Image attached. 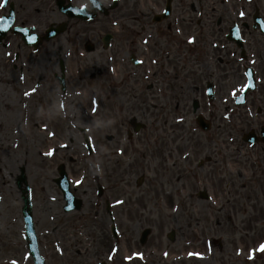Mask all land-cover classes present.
Wrapping results in <instances>:
<instances>
[{"label": "rangeland", "instance_id": "obj_1", "mask_svg": "<svg viewBox=\"0 0 264 264\" xmlns=\"http://www.w3.org/2000/svg\"><path fill=\"white\" fill-rule=\"evenodd\" d=\"M242 4L233 15L238 10L243 12ZM119 12L115 10L108 19L116 20ZM105 20L97 21L96 43L106 31ZM14 45L13 42L11 48H0V264H32L24 240L21 194L15 185L20 168L24 169L30 188L34 226L46 264H98L101 260L107 264H191L185 254L193 249L200 251L198 262L193 261L198 264H232L237 255L231 242L242 251L254 249L253 245L263 240L264 194L254 189L253 183L233 180L226 172L232 168L226 167L222 178L217 170L220 158L214 136L205 140L199 137L196 143L179 147L178 139L173 141L177 131L184 136L194 127L192 116L182 127L172 125L180 115L169 116L167 99L154 97L151 101L145 92V96H138L137 90L132 97L128 92L121 100L117 97L109 102L112 97L104 89L108 55L97 52L90 64L98 67L81 71L88 83L86 92L81 75L68 71L71 84L82 95H76L74 100L66 96L65 108L71 117L67 120L60 113V92L50 76V71H56V40L43 45L45 49L37 60L28 55V65L38 67L35 75L27 70H12L11 59L18 52ZM20 63H16L17 67ZM42 67L44 73L37 79ZM120 68L118 73L113 70V79L115 73H121ZM101 69L102 75L97 76L96 82L89 80L90 73L99 74ZM115 78L118 80L119 75ZM99 89L98 102H89L91 94L97 95ZM106 94L107 100L103 98ZM215 105L209 107L206 102L203 112L216 114ZM121 106L129 114L142 110L146 128L118 157L114 148L119 142L108 143L106 136L112 133L116 139L119 137L120 120L114 117L110 124L106 109ZM77 127L89 129L91 156L87 155ZM206 158H211L210 162ZM199 160L205 163L202 168L197 167ZM61 163L67 169L72 188L77 189L75 195L83 200L78 212L62 210V195L54 183L56 168ZM140 178L142 183H138ZM98 182L105 190L102 198L96 196ZM202 189L207 190L208 201L196 197ZM106 202L113 207L120 226L117 242L110 236ZM145 228L151 229V236L141 247L139 237ZM170 230L175 231L173 243L166 239ZM107 253L114 259H104ZM261 254L253 264H264V252ZM179 257L182 258L178 260Z\"/></svg>", "mask_w": 264, "mask_h": 264}, {"label": "flooded vegetation", "instance_id": "obj_2", "mask_svg": "<svg viewBox=\"0 0 264 264\" xmlns=\"http://www.w3.org/2000/svg\"><path fill=\"white\" fill-rule=\"evenodd\" d=\"M59 1L73 6L89 2L0 0V18L13 11V27L29 28L43 36L48 26L67 21L66 16L58 9ZM237 1L229 0V3H226L228 0H135L131 4L130 0H122V35L120 39L114 40L113 37L112 40L130 56L128 59L137 55L142 61L138 65L143 75L140 80L147 79L148 71L157 78L154 84L148 86L149 92L154 89L160 93L158 78H162V69L167 67L168 85L164 94L168 95L171 101V115L172 105L175 114L194 115L192 104L195 100L198 101L201 112L206 106L207 85L211 84L216 114L211 112L210 115L215 118V138L217 146L221 149L218 173L222 175L224 169L230 167L232 174L227 170L226 172L229 176L232 175L233 180L253 183L254 189L264 194V34L259 31V24L264 22V0H241L243 11L248 14H239L238 10L236 15H233V12L240 8L241 1ZM167 6L169 15L161 17ZM52 16H57L58 20L48 23ZM43 24L45 28L42 30ZM95 26L96 19L88 22L68 20L66 31L63 33L65 35L59 34L53 39L59 45L54 52L58 54V58L62 57L63 43L67 51L71 50L73 45L76 46L69 57L70 69H73L75 60L79 61L81 68L88 69V58L81 56L78 50L85 49L92 43ZM7 38L11 39L13 44L19 37L9 33ZM44 43L36 50L25 47L22 56L19 52L15 53L14 59H21V63L19 68L13 64L12 70H27L34 74L38 69L37 65L28 63L31 59L37 60L40 57L38 50ZM160 52L165 53L167 58L159 60L154 69V58L145 55ZM114 60L117 61V58L114 57ZM145 63L148 64L147 67L144 66ZM246 69L254 71L257 86L240 104L237 100L247 83L246 80L242 88L239 86L243 79L240 74L243 71L245 76ZM155 70L157 72L154 73ZM43 73L42 67L41 76ZM81 79L82 86L86 87L87 82ZM115 88L116 85H110V90ZM122 92H125L124 89L114 93ZM129 122L128 119L127 123ZM128 141L132 142L133 137L130 136ZM223 150H230V153L224 154Z\"/></svg>", "mask_w": 264, "mask_h": 264}, {"label": "water", "instance_id": "obj_3", "mask_svg": "<svg viewBox=\"0 0 264 264\" xmlns=\"http://www.w3.org/2000/svg\"><path fill=\"white\" fill-rule=\"evenodd\" d=\"M60 178L57 180V184L59 187L63 190L64 198L67 202L66 206L64 207V210L66 212L71 210H79L81 207V202L74 198L72 194L68 193L69 185L66 180L65 173L60 170ZM21 179H24V176H21ZM201 198H206L205 192H203L200 195ZM23 200H24V206L22 209L24 221L26 224V234L27 238L26 240L29 241L28 243V249L30 251V255L33 257L34 264H44L42 258L39 256L38 249H37V243H36V236L34 233V228L32 224V216H31V204H30V197L28 194H23Z\"/></svg>", "mask_w": 264, "mask_h": 264}, {"label": "snow or ice", "instance_id": "obj_4", "mask_svg": "<svg viewBox=\"0 0 264 264\" xmlns=\"http://www.w3.org/2000/svg\"><path fill=\"white\" fill-rule=\"evenodd\" d=\"M5 2H7V0H5ZM0 6H2V5H0ZM260 250L264 251V245H261V249Z\"/></svg>", "mask_w": 264, "mask_h": 264}]
</instances>
